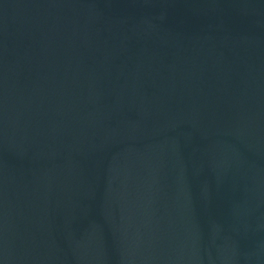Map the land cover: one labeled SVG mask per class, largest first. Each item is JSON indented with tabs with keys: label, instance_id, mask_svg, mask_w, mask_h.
Segmentation results:
<instances>
[{
	"label": "water",
	"instance_id": "obj_1",
	"mask_svg": "<svg viewBox=\"0 0 264 264\" xmlns=\"http://www.w3.org/2000/svg\"><path fill=\"white\" fill-rule=\"evenodd\" d=\"M0 264H264V0H0Z\"/></svg>",
	"mask_w": 264,
	"mask_h": 264
}]
</instances>
